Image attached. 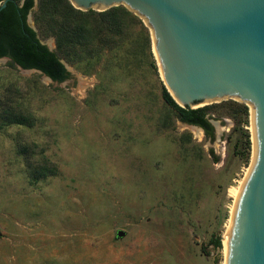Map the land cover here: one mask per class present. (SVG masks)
<instances>
[{
	"label": "rangeland",
	"instance_id": "1",
	"mask_svg": "<svg viewBox=\"0 0 264 264\" xmlns=\"http://www.w3.org/2000/svg\"><path fill=\"white\" fill-rule=\"evenodd\" d=\"M33 1L27 23L69 75L0 59V264H220L209 240L251 155L250 105L208 103H236L207 111L210 137L163 100L150 28L68 62L60 14Z\"/></svg>",
	"mask_w": 264,
	"mask_h": 264
},
{
	"label": "water",
	"instance_id": "2",
	"mask_svg": "<svg viewBox=\"0 0 264 264\" xmlns=\"http://www.w3.org/2000/svg\"><path fill=\"white\" fill-rule=\"evenodd\" d=\"M69 1L98 11L123 4L142 18L163 84L181 107L226 98L250 105L252 151L229 195L220 264H264V0Z\"/></svg>",
	"mask_w": 264,
	"mask_h": 264
},
{
	"label": "trees",
	"instance_id": "3",
	"mask_svg": "<svg viewBox=\"0 0 264 264\" xmlns=\"http://www.w3.org/2000/svg\"><path fill=\"white\" fill-rule=\"evenodd\" d=\"M49 1L54 12H58L61 18L49 34L55 36L56 49L68 62L82 57L90 59L104 50L112 49L129 29L145 31L150 42V32L143 20L121 4L98 11L91 8L78 9L68 0ZM33 4V0H0V58L8 57L10 65H19L23 69H37L53 81L62 82L69 75L65 65L55 51L40 42L36 31L27 23V15ZM61 5L65 7L64 15L58 9ZM152 67L157 69L154 61ZM161 96L176 111L180 121L201 127L210 137L213 136V126L207 111L214 107L236 104L230 101L227 105L220 103L198 108L181 107L171 97L164 84ZM241 108L247 113L248 108L245 105H241ZM13 121L24 122L23 118L19 117ZM246 143L249 145L248 135ZM209 242L215 247L221 245L219 237L215 240L211 238Z\"/></svg>",
	"mask_w": 264,
	"mask_h": 264
},
{
	"label": "bare ground",
	"instance_id": "4",
	"mask_svg": "<svg viewBox=\"0 0 264 264\" xmlns=\"http://www.w3.org/2000/svg\"><path fill=\"white\" fill-rule=\"evenodd\" d=\"M157 62H158V60H157ZM158 65H159V71H160V73H161V76L163 77V74H162V70H161V66H160V63L158 62ZM199 129V128H198ZM199 131V130H198Z\"/></svg>",
	"mask_w": 264,
	"mask_h": 264
}]
</instances>
